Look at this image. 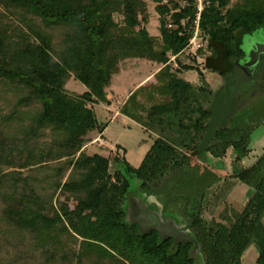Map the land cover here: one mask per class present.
<instances>
[{
	"label": "trees",
	"instance_id": "16d2710c",
	"mask_svg": "<svg viewBox=\"0 0 264 264\" xmlns=\"http://www.w3.org/2000/svg\"><path fill=\"white\" fill-rule=\"evenodd\" d=\"M154 2L158 37L147 28L144 0H0L4 217L53 246L62 245L64 233L83 238L78 264L87 258L89 264H244L251 246L256 264H264V154L245 164L253 156V134L264 129V58L252 63L245 50L255 34L264 35V0H204L196 55L190 43L197 0ZM132 59L162 65L155 82L135 89L119 108L156 136L149 152L137 168L120 155L70 159L67 163L81 173L56 188L73 198L75 209L64 206L60 213L52 204L50 214L42 188L3 173L7 160L15 162L11 153L19 151V143L28 151L22 158L27 163L44 164L53 155L74 158L91 132L105 133L109 124L99 123L95 106H112L114 78ZM194 71L197 78L188 79ZM207 74L219 78L217 88ZM72 77L88 88L83 95L67 92ZM222 95H227L226 110L227 103L234 105L202 148ZM230 155V177L248 191L243 210L227 226L223 216L209 221L204 213ZM134 206L184 226L193 240L142 232L129 220Z\"/></svg>",
	"mask_w": 264,
	"mask_h": 264
},
{
	"label": "rangeland",
	"instance_id": "374dc122",
	"mask_svg": "<svg viewBox=\"0 0 264 264\" xmlns=\"http://www.w3.org/2000/svg\"><path fill=\"white\" fill-rule=\"evenodd\" d=\"M147 3V10L149 16L148 30L150 35L158 37L159 32V15L156 12V4L154 0H144ZM238 0H232L233 3ZM116 20L121 22V17L116 16ZM60 32V30H58ZM64 31L63 29L61 30ZM264 43V35L261 33L255 34V43ZM200 43L196 41L195 46ZM252 44V45H254ZM251 45V44H250ZM250 45L245 50L250 49ZM251 45V46H252ZM162 68V65H158L153 62L140 59H132L126 61L121 66V74L114 78L113 86L109 90L112 94V106L107 104H98L95 106V112L100 124H109L105 133H100L95 130L91 132L85 139L84 145L80 152L76 154L74 158H56L53 155V159L46 161L44 164H34L32 162H25L22 158H25L29 154L27 149H23L22 144L19 143V151H13L11 154L15 156V162L11 164L10 159L7 160V164L4 166L3 173L10 174L14 173L17 177L28 179L29 183L33 187L42 188L43 191L40 195L43 200L47 203V209L50 214H54L51 209L53 204L56 207L55 211L58 210L62 213L61 208L66 206L69 211L75 209V201L70 196L64 195L61 190H57L56 186L58 182L66 184L72 178H77L81 173L74 165L67 162L70 159L76 161L82 156L101 155L112 159L117 155L124 156L135 168L141 165V162L145 159V156L149 152L153 139L156 136L147 133L137 123L123 117L119 113V108L123 102L127 99L130 91H133L136 86L141 87L148 85V83L155 82V75ZM209 83L217 88L219 85L216 83L217 76L207 74ZM188 79L195 80L197 74L188 73ZM192 77V78H191ZM67 92L72 96L83 95L88 88L81 82L77 81L73 77L66 84ZM4 110L7 109L4 107ZM118 145L122 146L127 153L124 154L123 150L118 149ZM253 156L246 161L247 166L254 164L256 159L264 154V129L257 130L253 134ZM25 152L24 154H21ZM231 153V152H230ZM22 159V160H21ZM13 161V158H12ZM234 156L230 155L226 160V167L222 174L221 189L213 188L210 194V204L204 213V216L209 221L220 220V216L228 219L224 221L227 226H231L234 223L235 215L243 210L246 196L243 195L244 186L238 180L232 179V165ZM216 165V163H215ZM214 168L215 166H211ZM133 193L136 192V185H133L131 190ZM222 200H226L227 203L224 205L223 201L219 200V194ZM247 193V191H246ZM214 197V198H213ZM213 198V200H212ZM150 202L155 201L154 198L149 199ZM147 201V203H150ZM217 202V203H216ZM7 208L6 201L0 202V263L1 264H78L77 254L81 251V243L84 241L83 238L74 234L77 239L70 235V233H64L61 237L62 245L53 246L50 243L42 241V238L37 236L35 233L24 231L10 225L4 217V209ZM148 215V212H146ZM151 215L161 214L159 212H149ZM163 217V215L161 214ZM139 219V218H138ZM130 221H135L132 216L129 218ZM164 220V219H163ZM165 222V221H164ZM168 226L167 234L174 233L179 235L177 239L182 238L185 240H193L189 234V231L184 229L185 227L177 224L174 226L173 223L165 222ZM199 249V247H198ZM247 255V256H246ZM257 253L254 247L251 246L243 257L244 264H256ZM90 260L87 258L84 264H89Z\"/></svg>",
	"mask_w": 264,
	"mask_h": 264
},
{
	"label": "water",
	"instance_id": "95a60500",
	"mask_svg": "<svg viewBox=\"0 0 264 264\" xmlns=\"http://www.w3.org/2000/svg\"><path fill=\"white\" fill-rule=\"evenodd\" d=\"M264 57V43H255L254 45L251 46V49H248L246 52V58L247 60H249L252 63H256L258 60L262 59ZM227 95H222L219 98L218 104L215 108V110L213 111L212 114V119L208 125V130L207 133L205 135L203 144H202V148L208 146L212 139L214 138L215 135V130L216 127L220 121V119L222 118V116H225L228 111L231 109V107L233 106V102L228 104V109H225V101H226ZM152 217H150V214L148 213L145 214V217L143 218V222L140 221H133L134 223H137L138 225H140V228L143 232L144 229L146 230H153V231H157L159 232L162 236H171L174 237L175 239L178 238L179 235H176L174 233H170L169 235L165 234L166 229H168L167 225L165 224L163 217L161 216V214H157V215H151Z\"/></svg>",
	"mask_w": 264,
	"mask_h": 264
},
{
	"label": "built area",
	"instance_id": "2783aa9c",
	"mask_svg": "<svg viewBox=\"0 0 264 264\" xmlns=\"http://www.w3.org/2000/svg\"><path fill=\"white\" fill-rule=\"evenodd\" d=\"M197 2H198V16H197V21H196L197 28L195 31L194 38L191 40V43H190L191 52L194 53L195 55H196L197 50L201 47V44H199L197 46H195V44H196V41H198V35L200 33L199 20L201 17V13L203 12V9H204V0H197Z\"/></svg>",
	"mask_w": 264,
	"mask_h": 264
},
{
	"label": "flooded vegetation",
	"instance_id": "af4514ba",
	"mask_svg": "<svg viewBox=\"0 0 264 264\" xmlns=\"http://www.w3.org/2000/svg\"><path fill=\"white\" fill-rule=\"evenodd\" d=\"M252 44H254V42L252 43ZM251 44V45H252ZM250 49H251V46H250ZM264 58V57H263ZM226 102V101H225ZM229 103H231V102H229ZM229 103H227V104H229ZM234 105V104H233ZM233 107V106H232ZM231 107V108H232ZM146 212H150L147 208H145V209H143V210H140V209H137L135 206L133 207V209H132V211H131V216L133 217V219H135V221H140V222H143V218L145 217V214H146ZM139 218V219H138ZM168 223V225L170 224L169 222H167ZM175 226V225H174ZM165 234L166 235H169V234H167V229H166V231H165Z\"/></svg>",
	"mask_w": 264,
	"mask_h": 264
},
{
	"label": "crops",
	"instance_id": "0c3cea01",
	"mask_svg": "<svg viewBox=\"0 0 264 264\" xmlns=\"http://www.w3.org/2000/svg\"><path fill=\"white\" fill-rule=\"evenodd\" d=\"M112 86H113V85H112ZM111 88H112V87H111ZM137 88H138V86H136V87L134 88V90L137 89ZM134 90H133V91H134ZM133 91H130V93L133 92ZM112 94L115 95L113 92H111V95H112ZM128 96H129V95H128ZM106 130H107V129H106ZM141 163H142V162H141ZM220 187H221V183L219 184V186H217L218 190L221 189ZM246 191H248V189H247V190L244 189V193H243L244 196L247 194ZM221 195H223V193L220 192V194H219V200H220V201L222 200ZM222 201H223L224 205L227 203L226 200H222ZM216 203H217V202H216ZM246 256H247V255H246Z\"/></svg>",
	"mask_w": 264,
	"mask_h": 264
}]
</instances>
